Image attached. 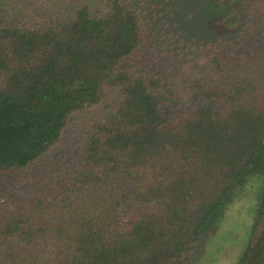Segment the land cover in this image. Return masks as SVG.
I'll list each match as a JSON object with an SVG mask.
<instances>
[{"label":"trees","instance_id":"trees-1","mask_svg":"<svg viewBox=\"0 0 264 264\" xmlns=\"http://www.w3.org/2000/svg\"><path fill=\"white\" fill-rule=\"evenodd\" d=\"M144 1L0 0V174L29 172L102 105L76 162L46 164L22 201L3 193L0 264H187L252 176L234 264H264V0H200L224 31L175 77L137 59L172 39L145 27Z\"/></svg>","mask_w":264,"mask_h":264},{"label":"rangeland","instance_id":"rangeland-1","mask_svg":"<svg viewBox=\"0 0 264 264\" xmlns=\"http://www.w3.org/2000/svg\"><path fill=\"white\" fill-rule=\"evenodd\" d=\"M35 1L31 0L33 3ZM155 1L151 3L147 0L143 4L137 2L141 20L145 27L159 25L163 31H169L172 33V39L162 37L158 44L155 41L148 44L149 47L144 53L139 54L137 59H140L142 68L153 63L164 69L171 77H175L177 73L183 75L184 69H188L189 65H191V70L188 69L190 73L195 66L192 65L196 62L189 55L200 53L206 42L213 41L223 33V28L214 25L211 21L213 17L218 19L221 16L215 14L212 17L200 0H171V8L168 10L171 17L166 12L167 9L165 12L161 10L162 7L151 8L150 15L149 7ZM235 8L234 6L227 9L225 13L229 14L230 11L235 10L241 20L244 16L243 10ZM236 29L237 26H234L231 31L235 32ZM255 33L256 31L250 35V41L256 39ZM167 39L169 42L165 43L164 40ZM101 109L102 105L99 104L72 115L60 141L40 157L29 172L15 171L0 174V203L5 201L6 196L12 200L18 198L22 201L26 188L33 186L35 173L44 169L46 164L59 161L68 164L76 162L88 124ZM259 180L258 176L249 179L241 193L227 208L222 221L200 237L187 264L235 263L249 240L253 208L259 193Z\"/></svg>","mask_w":264,"mask_h":264}]
</instances>
